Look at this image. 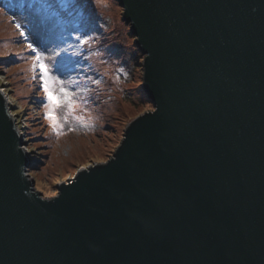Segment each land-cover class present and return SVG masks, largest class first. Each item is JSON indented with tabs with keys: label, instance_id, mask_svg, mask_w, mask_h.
<instances>
[{
	"label": "water",
	"instance_id": "obj_1",
	"mask_svg": "<svg viewBox=\"0 0 264 264\" xmlns=\"http://www.w3.org/2000/svg\"><path fill=\"white\" fill-rule=\"evenodd\" d=\"M152 101L43 197L0 89V264H264V0H116Z\"/></svg>",
	"mask_w": 264,
	"mask_h": 264
},
{
	"label": "rangeland",
	"instance_id": "obj_2",
	"mask_svg": "<svg viewBox=\"0 0 264 264\" xmlns=\"http://www.w3.org/2000/svg\"><path fill=\"white\" fill-rule=\"evenodd\" d=\"M23 4L14 11L0 2V89L30 160L26 173L43 197L51 198L57 195V186L79 169L111 158L131 119L154 105L142 89L144 55L116 0ZM18 22L21 28L16 27ZM75 35L90 42L80 44ZM30 42L38 49L47 46V55L59 51L58 60L67 63L79 86L87 89L59 137L45 118L41 101L46 103V97L39 69L31 70L35 53L28 48ZM75 115L83 119L77 121ZM70 125L74 130H68Z\"/></svg>",
	"mask_w": 264,
	"mask_h": 264
},
{
	"label": "snow or ice",
	"instance_id": "obj_3",
	"mask_svg": "<svg viewBox=\"0 0 264 264\" xmlns=\"http://www.w3.org/2000/svg\"><path fill=\"white\" fill-rule=\"evenodd\" d=\"M64 2H67V0H64ZM76 2L78 0H73V3ZM16 27L21 28V23L18 22ZM21 35L24 39H29L25 32L21 31ZM74 39L80 44H88L90 42L89 38L81 39L80 35H75ZM68 47L71 48L73 45L69 44ZM28 48L35 53L31 70L35 72L39 69L42 89L46 97V103L41 101L45 111V118L48 120L53 133L59 137L64 132V126L65 123H68L69 116L76 113L78 101L87 92V89L81 88L77 80L73 78V69L64 61L58 60L61 55L59 51L54 52L52 55H47L46 53L49 51L47 46L43 49H38L31 42L28 44ZM64 51L67 52L68 49L65 48ZM35 78L34 76L33 79ZM65 109L66 111H64ZM151 110L155 111V109ZM58 111H64V114L58 116ZM75 119L80 121L83 117L75 115ZM68 130H74V126L70 125Z\"/></svg>",
	"mask_w": 264,
	"mask_h": 264
},
{
	"label": "bare ground",
	"instance_id": "obj_4",
	"mask_svg": "<svg viewBox=\"0 0 264 264\" xmlns=\"http://www.w3.org/2000/svg\"><path fill=\"white\" fill-rule=\"evenodd\" d=\"M25 0H15L14 2L13 1H10V0H0V2H2L3 5H6L8 6V8L10 10H16L17 8H22V4L24 3ZM137 46V45H136ZM145 92V91H144ZM147 95V94H146ZM8 100V99H7ZM9 104V103H8ZM12 115V114H11ZM13 117V116H12ZM18 128V127H17ZM20 132V131H19ZM25 151V150H24ZM84 168V167H83ZM77 173V172H76ZM75 173V175H76ZM74 175V176H75ZM73 176V177H74ZM72 178V177H71Z\"/></svg>",
	"mask_w": 264,
	"mask_h": 264
},
{
	"label": "trees",
	"instance_id": "obj_5",
	"mask_svg": "<svg viewBox=\"0 0 264 264\" xmlns=\"http://www.w3.org/2000/svg\"><path fill=\"white\" fill-rule=\"evenodd\" d=\"M10 1H13V2H14L15 0H10ZM25 1H26V0H25ZM25 1H24V2H25ZM48 1H49V0H48ZM25 4H26V3H25ZM25 4H22V8H23V6H25ZM124 98H126V95H124Z\"/></svg>",
	"mask_w": 264,
	"mask_h": 264
}]
</instances>
